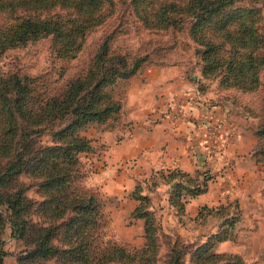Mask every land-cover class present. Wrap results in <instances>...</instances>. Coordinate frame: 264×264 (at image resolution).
I'll return each mask as SVG.
<instances>
[{
  "label": "trees",
  "instance_id": "1",
  "mask_svg": "<svg viewBox=\"0 0 264 264\" xmlns=\"http://www.w3.org/2000/svg\"><path fill=\"white\" fill-rule=\"evenodd\" d=\"M116 3L126 5L124 9L145 30H176L185 24L203 75L219 73L221 84L259 93L252 154L264 161V79L260 76L264 73V0H0V52L49 35L56 59L76 60L86 34L116 13ZM114 32L102 36L68 77L59 65L53 85L17 71L0 74V231L7 223L10 236L26 247L18 264H39L50 258L58 264L152 261L153 256L145 254L153 247L150 226H145L146 243L140 250L103 240L107 216L102 202L95 190L80 183L77 154L91 147L78 130L114 121L121 106L119 91L149 62V53L130 56L112 46ZM44 134L51 144H41L39 137ZM21 174L29 183L21 182ZM154 176L174 183L170 200L177 204L183 198L178 203L181 210L186 198L205 191L210 178L203 174L199 179L197 172L191 177L177 168L153 171V184ZM31 186L36 187L38 200L26 196ZM211 210L202 206L198 213ZM222 210L215 211L222 214ZM133 212L135 217L145 216L141 206ZM228 237L224 230L210 236L195 249L194 258L210 264H248L236 254L207 252ZM183 253L182 245L173 243L164 264H181ZM4 255L0 248V264Z\"/></svg>",
  "mask_w": 264,
  "mask_h": 264
},
{
  "label": "rangeland",
  "instance_id": "2",
  "mask_svg": "<svg viewBox=\"0 0 264 264\" xmlns=\"http://www.w3.org/2000/svg\"><path fill=\"white\" fill-rule=\"evenodd\" d=\"M124 6L126 5L116 3V13L103 25L93 28L86 34L82 50L76 60L63 61L56 59L52 51L51 36L48 35L0 52V74L5 75L12 71H17L19 74L47 80L50 85H53V77H56L57 73L55 70L59 65L64 66V76L68 77L79 69V66L86 60L88 53L102 36L110 31H115L112 46L118 47L121 51L129 52L130 56L141 55L144 52L149 53V62L136 73L149 66L170 68L172 71L182 73L192 85L190 93L184 94L186 99L197 97V101H199L201 95L211 96V100L224 107L223 109L229 108L228 110L230 111L235 109L241 112L247 118L246 123L248 121L250 129H254L258 119L255 113L257 114L258 112L259 93L240 92L235 88L227 87L220 83L219 73L203 75L201 72L202 62L196 52V44L188 36L185 24H182L176 30H171L170 28L165 30H145L140 25V22L128 10L124 9ZM1 19L2 17L0 16V22ZM260 76L264 79L263 72ZM131 77L125 83L124 88L119 91L121 106L116 119L108 125L88 124L78 130V135L88 139L91 147L88 152L77 154L81 173L80 183L95 190L102 202L103 211L107 216L106 225L103 227V240H115L118 245H122L130 251L134 249L140 250L146 243L144 229L148 225L153 236V247L151 250H146L145 254L148 256L152 255L153 258L147 264H164L168 247H171L173 243L177 246L182 245L184 248L181 264H210L208 261L195 259L193 252L210 236L221 233L222 230L226 231L229 236L225 240L232 239L233 230L241 218L234 202L218 204L214 207H208V209L212 208L211 211H202L200 214L197 212L193 216H187L184 213V208L191 198H186L187 201L184 203L182 210L179 209L178 203L183 202V198H180L177 204L170 200V192L174 183L164 182L154 176L156 182L153 184L151 180L153 171H151L146 176H135L124 183L127 188H124L123 191L127 190L129 192V196L134 200L135 206L128 216L120 218L115 213V208L118 204L117 198L116 196H111L108 192V189H112L111 185L103 189V185L96 184L97 181L94 180V177L103 170L105 164L102 156L105 155L103 146L106 145L107 148L106 143L108 142L106 140L118 138L117 136L120 135L118 129L125 125L123 124L122 114ZM109 131H115V133L111 132V134H108ZM112 134L113 136H111ZM39 140L41 144H51L48 135H41ZM185 173L191 177H195L196 174V172ZM207 173V171H197L198 178L203 174L207 175ZM19 179L23 183H29L26 175L21 174ZM133 192L136 195H140L142 199H135L132 196ZM26 196L34 200L40 198L34 186L27 190ZM140 206L145 216H133V211ZM217 208L224 209L222 214L216 212ZM237 212L238 216L234 217ZM225 220L226 222L231 221L229 227L224 222ZM216 243L218 242H215L207 252L236 254L215 251ZM0 248L5 252L2 258L3 264H18L17 258L26 249L19 239L10 236L7 223L3 224L0 231ZM39 264L58 263L55 259L50 258L40 261ZM109 264L119 263L112 262Z\"/></svg>",
  "mask_w": 264,
  "mask_h": 264
},
{
  "label": "crops",
  "instance_id": "3",
  "mask_svg": "<svg viewBox=\"0 0 264 264\" xmlns=\"http://www.w3.org/2000/svg\"><path fill=\"white\" fill-rule=\"evenodd\" d=\"M191 89L185 75L170 68L149 66L133 75L123 106L125 125L118 129V138L106 140V165L94 180L103 189L111 185L108 192L118 203L115 213L124 218L135 206L123 191L132 177L172 168L207 171L205 191L185 204V215H195L202 206L234 202L241 218L232 239L216 243L215 251L264 264V161L252 154L257 137L241 112L223 109L211 96L201 95L196 105H189L184 94ZM177 103L182 104L179 117L172 114ZM203 114L222 121L214 147L202 129Z\"/></svg>",
  "mask_w": 264,
  "mask_h": 264
},
{
  "label": "built area",
  "instance_id": "4",
  "mask_svg": "<svg viewBox=\"0 0 264 264\" xmlns=\"http://www.w3.org/2000/svg\"><path fill=\"white\" fill-rule=\"evenodd\" d=\"M189 105H196L197 97H191L186 100ZM173 116H181L182 115V104L177 103L173 106ZM200 123L202 125V129L205 133V136L208 138L210 142H212V147H214L215 143L218 141L220 136V132L222 129V121L220 119H213L210 117H206V115H201Z\"/></svg>",
  "mask_w": 264,
  "mask_h": 264
}]
</instances>
